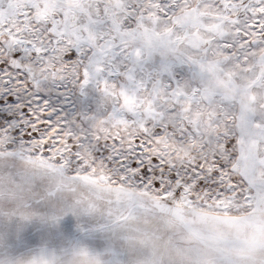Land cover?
Wrapping results in <instances>:
<instances>
[{"label":"snow or ice","instance_id":"snow-or-ice-1","mask_svg":"<svg viewBox=\"0 0 264 264\" xmlns=\"http://www.w3.org/2000/svg\"><path fill=\"white\" fill-rule=\"evenodd\" d=\"M0 264H264V0H0Z\"/></svg>","mask_w":264,"mask_h":264}]
</instances>
